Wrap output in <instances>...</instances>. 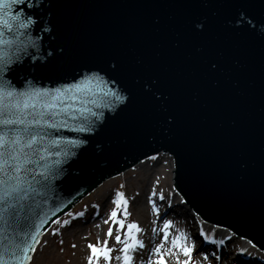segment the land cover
Returning a JSON list of instances; mask_svg holds the SVG:
<instances>
[{
  "label": "water",
  "instance_id": "water-1",
  "mask_svg": "<svg viewBox=\"0 0 264 264\" xmlns=\"http://www.w3.org/2000/svg\"><path fill=\"white\" fill-rule=\"evenodd\" d=\"M30 3L16 6L38 20L22 75L58 87L99 72L129 97L98 110L103 124L64 161L41 231L105 179L164 151L192 207L264 248V0Z\"/></svg>",
  "mask_w": 264,
  "mask_h": 264
},
{
  "label": "snow or ice",
  "instance_id": "snow-or-ice-1",
  "mask_svg": "<svg viewBox=\"0 0 264 264\" xmlns=\"http://www.w3.org/2000/svg\"><path fill=\"white\" fill-rule=\"evenodd\" d=\"M18 5L31 7L30 0H0V264H31L44 234L41 229L51 220L44 218V209L53 199V182L63 174L64 161L75 156L74 150L87 144L97 125L103 124L104 111L98 110L112 111L129 99L112 86L118 84L115 77L109 80L99 72L58 87L40 86L22 75L28 72L22 57L35 47L28 29L38 20L24 15ZM252 29L255 30L254 25ZM42 31L51 29L44 27ZM206 63L209 73L221 68L217 61ZM18 75L27 87L18 86ZM155 197L157 193L153 191L150 201L156 220L152 223L157 226L151 228L153 236L145 243L141 239L144 230L128 220L131 213L125 193L116 191L111 199L114 208L104 220L109 225L106 238L87 244V264H211L210 258L220 259L216 251L204 252L202 245L224 246L225 239H216L201 224L198 235L203 240L197 251L190 233L181 231L168 219L167 210L161 219ZM158 199L164 201V194ZM92 207L99 215V206ZM167 207L172 205L168 203ZM56 214L52 211V217ZM84 215V211L76 216L68 213L73 219ZM51 222L61 228L70 226L69 220ZM51 234L62 235L56 230ZM110 240L115 247L109 246ZM59 243L63 245V239Z\"/></svg>",
  "mask_w": 264,
  "mask_h": 264
},
{
  "label": "rangeland",
  "instance_id": "rangeland-1",
  "mask_svg": "<svg viewBox=\"0 0 264 264\" xmlns=\"http://www.w3.org/2000/svg\"><path fill=\"white\" fill-rule=\"evenodd\" d=\"M146 161L159 164L158 168L155 170V173H153V171L151 173H147L145 170H143L141 165L142 163L136 165L135 168H132L127 172H124L122 175L104 182L103 185L94 190L71 211L73 216L76 215L79 210L86 209L91 202H94L95 204L100 200L103 204H105L109 198H113L114 193L117 191V189H119L123 190L131 204L128 208V211L131 213L130 217L128 218L129 222H136L141 226L142 229H147L149 224H152L154 219H149L146 211L137 206L135 197L145 193L149 198L152 196L153 191H156L157 196L161 191L169 194L171 192L173 176V159L169 157V155L162 154L158 157H155V159H148ZM120 185H124V187L121 188ZM113 208L114 205L112 204L110 206V211ZM93 209L94 208L91 207L90 211H93ZM68 219L69 216L67 214L61 219V221ZM104 220L100 223V225L103 224L101 229L96 228L93 226V224H89L90 226L87 225L89 227L84 228L85 232L78 237L73 236L64 239L61 235H57L52 238V242L47 246L44 245L43 240L37 249L32 264H87V256L89 254L87 244L95 243L97 239L103 241L106 238L105 233L107 232L109 225L105 224ZM177 227L183 231L182 227ZM63 229L64 227L61 228L55 225L52 230L61 232ZM51 232L48 233V235H50ZM61 239L64 241L63 245L59 243ZM72 244H75L76 247L73 248ZM109 246L115 247L114 241L110 240ZM116 254L117 253H113V255ZM211 264L217 263L211 261ZM221 264L229 263L225 261Z\"/></svg>",
  "mask_w": 264,
  "mask_h": 264
},
{
  "label": "bare ground",
  "instance_id": "bare-ground-1",
  "mask_svg": "<svg viewBox=\"0 0 264 264\" xmlns=\"http://www.w3.org/2000/svg\"><path fill=\"white\" fill-rule=\"evenodd\" d=\"M141 165H142L143 170H145L147 173H151V171H153V173H154V170H156L158 168V166H159L158 163L151 165L147 161L142 163ZM174 196H176L175 198H176V200L178 202L181 201L179 196L177 197L176 194ZM150 203L151 202H150L149 198L146 195H144V194H143V197H140V199L136 202L137 206L140 207L142 210L146 211L147 215H150L149 214V205H150ZM158 203H160V202H158ZM156 204H157V202H156ZM160 206H162V204H160ZM175 212H177V211H175ZM89 213H90V215H91V217L93 219L91 221L92 223L90 222L91 225L93 224L96 228L101 229L103 225H100V223L102 222L103 218H105L106 216L104 217V215H101V216L95 218V216L93 215L94 214L93 212H89ZM187 215L188 214L186 213V216ZM150 216H152V215H150ZM167 217H171L176 225H181L185 230H187V231L191 230V223L190 222H188V223L184 222V217H185L184 215L176 214L173 217V214L171 212H168ZM153 218L156 220V217L153 216ZM78 219H80V218H78ZM75 220H76V222H75ZM77 222H78L77 219H73V218L70 219V226H67V228L64 230L65 235H77V236H79V232L80 233H84L85 232L84 231V227L85 226L87 227V225H86L87 222H86V224H81V221L78 222V223ZM74 224H76V225H74ZM98 225H99V227H98ZM150 228L151 227L149 225V227L144 232L145 234L142 235L141 239H144L145 243H148V239L153 236ZM193 236L196 238V240L198 239L196 237V233L194 234V232H193ZM50 241H51L50 236L45 238V245H47ZM197 244H198V241H196V246H197ZM234 244H235V242L234 243L233 242L226 243L223 246V250H228V252H233L232 248H234V246H235ZM210 245L211 244H209L208 247H210ZM240 245H241V243H240ZM211 246H213V245H211ZM203 251L205 252V250H203ZM258 262L264 264V257H262L261 261H258Z\"/></svg>",
  "mask_w": 264,
  "mask_h": 264
}]
</instances>
